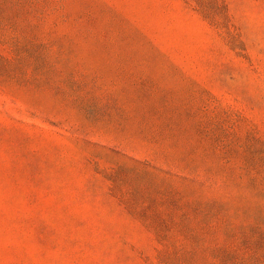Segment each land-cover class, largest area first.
I'll list each match as a JSON object with an SVG mask.
<instances>
[{
	"label": "rangeland",
	"instance_id": "obj_1",
	"mask_svg": "<svg viewBox=\"0 0 264 264\" xmlns=\"http://www.w3.org/2000/svg\"><path fill=\"white\" fill-rule=\"evenodd\" d=\"M0 264H264V0H0Z\"/></svg>",
	"mask_w": 264,
	"mask_h": 264
}]
</instances>
